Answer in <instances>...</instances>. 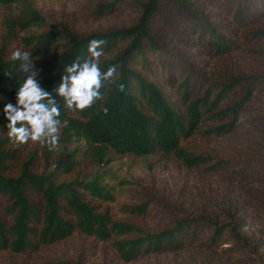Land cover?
Instances as JSON below:
<instances>
[{"label":"trees","instance_id":"obj_1","mask_svg":"<svg viewBox=\"0 0 264 264\" xmlns=\"http://www.w3.org/2000/svg\"><path fill=\"white\" fill-rule=\"evenodd\" d=\"M81 14L87 21L125 20L81 31L76 19L46 24L30 7L17 16L20 26L43 27L22 41L36 81L67 121L53 150L7 136L3 108L15 106L28 74L10 60L17 49L9 31L0 40V253L27 255L76 233L110 240L123 261L186 251L204 264H264V104L252 103L264 93V0H88ZM94 39L106 42L101 70L114 65L116 75L104 82L102 100L69 110L55 87ZM195 134L237 145L218 158L182 148ZM75 137L97 161L108 153L179 159L223 192L193 211L143 185L125 210L149 216L152 227L115 220L102 207L113 198L109 187L80 177L83 159L69 147ZM86 260L82 252L73 264Z\"/></svg>","mask_w":264,"mask_h":264},{"label":"rangeland","instance_id":"obj_2","mask_svg":"<svg viewBox=\"0 0 264 264\" xmlns=\"http://www.w3.org/2000/svg\"><path fill=\"white\" fill-rule=\"evenodd\" d=\"M26 3V4H25ZM88 0H21L0 6V40L9 31L12 49L30 51L29 46L22 41L24 37L38 33L43 27L18 24L20 16L30 7L44 17L47 23L71 21L81 30L104 28L108 25H118L125 17H109L96 21L88 20L81 14L86 10ZM24 21V19H22ZM7 27V28H6ZM264 93L252 103L264 104ZM237 142L228 137L213 138L209 142L201 139L199 134L181 141L182 148L193 153H200L218 158L227 151L235 149ZM78 158L83 159L80 177L95 179L109 187L112 199L102 203L109 210L111 217L119 221H128L141 225L143 228L152 227L154 220L148 217H137L133 212L125 210L127 205L138 202L137 192L143 185H152L157 191L171 200L183 201L193 211L204 207L203 201L214 199L222 193V185L215 179L203 176L199 170L185 166L176 158H161L157 155H134L108 153L100 161L94 160L82 140L75 137L69 144ZM72 178V175L62 179ZM207 197V198H206ZM87 256L85 264H204L191 253L163 252L140 256L131 261H123L118 252L114 251L111 241H91L73 234L62 241L42 246L37 251L18 255L11 252L0 253V264H60L78 259V254Z\"/></svg>","mask_w":264,"mask_h":264},{"label":"clouds","instance_id":"obj_3","mask_svg":"<svg viewBox=\"0 0 264 264\" xmlns=\"http://www.w3.org/2000/svg\"><path fill=\"white\" fill-rule=\"evenodd\" d=\"M104 40L89 42L88 56L82 61L73 62L64 69L59 84L55 87L56 95L63 98L64 106L69 110L90 108L96 101L102 100L101 92L105 81L113 80L116 67L110 66L106 71L100 68V58L104 55ZM11 61H19V71L28 75L15 94L16 103L5 104L3 112L7 120V136L13 144H25L31 141L49 150L59 144L60 130L67 126V121L59 119L60 106L52 92L45 91L36 81L37 72L33 65L31 52L13 51ZM120 91L124 85L118 86ZM108 109H104L107 114ZM55 165H53V168Z\"/></svg>","mask_w":264,"mask_h":264}]
</instances>
